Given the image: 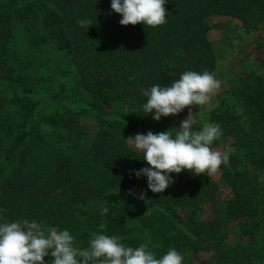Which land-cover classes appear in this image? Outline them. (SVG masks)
Segmentation results:
<instances>
[{
	"label": "trees",
	"instance_id": "16d2710c",
	"mask_svg": "<svg viewBox=\"0 0 264 264\" xmlns=\"http://www.w3.org/2000/svg\"><path fill=\"white\" fill-rule=\"evenodd\" d=\"M165 8L167 23L152 28L122 26L111 0H0V223L28 220L68 230L76 246L102 232L127 246L146 243L158 258L175 248L183 264H264V184L255 174L264 168V78L248 72L225 88L205 23L219 15L264 24V0H167ZM81 20L93 25L81 27ZM39 46L61 52L72 87L49 94L39 86L46 67L33 52ZM205 70L221 88L193 127L198 130L200 120L218 124L222 135L213 144L233 146L228 161L241 157L245 167L223 166L227 198L210 196L215 185L209 177L188 171L171 174L182 180L179 191L170 184L153 193L147 177L135 175L150 167L143 153L124 143L151 130L142 121L143 93L186 71ZM73 104L96 114V141L64 136L71 119L61 111ZM6 107L20 115L17 121L2 117ZM47 121L60 124L58 137L66 142L42 170L30 172V140L41 138L39 124ZM168 121H156L161 132L169 131ZM203 203L210 205L207 219L198 216ZM44 259L51 264V257Z\"/></svg>",
	"mask_w": 264,
	"mask_h": 264
},
{
	"label": "clouds",
	"instance_id": "9594fccd",
	"mask_svg": "<svg viewBox=\"0 0 264 264\" xmlns=\"http://www.w3.org/2000/svg\"><path fill=\"white\" fill-rule=\"evenodd\" d=\"M167 0H111V9L119 14L122 26L144 24L158 27L167 23ZM81 27H90L91 21H78ZM221 88L214 73L186 71L170 85H153L144 91L147 102L143 105L145 115L154 113L153 119L175 116L191 106H207L212 96ZM195 114L189 111L179 129L161 133L149 131L136 134L125 140L135 150L143 153V160L150 167L135 172L137 178L146 176L148 189L163 193L174 183L171 174L182 171L195 176L215 175L222 164H227L229 155L212 148L222 135L218 124L204 123L194 129ZM142 194L140 199H144ZM107 208L102 210L106 215ZM99 228H105L101 223ZM183 264L184 257L175 248L157 257L146 243L137 247L127 246L117 236L102 232L89 234L87 246H76L68 230L47 227L28 220L0 223V264Z\"/></svg>",
	"mask_w": 264,
	"mask_h": 264
},
{
	"label": "rangeland",
	"instance_id": "374dc122",
	"mask_svg": "<svg viewBox=\"0 0 264 264\" xmlns=\"http://www.w3.org/2000/svg\"><path fill=\"white\" fill-rule=\"evenodd\" d=\"M205 23L209 27L208 40L215 54L216 70L221 75L225 88L231 86L236 79L248 72H253L264 78L263 23L254 26L253 22L250 20L248 22H243L219 15H214L205 19ZM224 36L228 37V39H225ZM35 49L36 50L33 52L37 53L39 56L37 60H40L46 65L43 69L44 74L41 78H38V80L36 79L39 86L46 88V91H44L49 94L58 93L60 91V86H65L67 88L72 87L73 75L67 71L62 56H60L61 52L55 48V46H39ZM39 86L36 85V87ZM41 90L44 92L43 88ZM234 109L238 112L241 111L238 107ZM190 111L195 114V116L201 117L206 110L205 106H194ZM61 113L64 114L65 117H70L71 119L70 128L61 129L64 136L70 135L72 141L74 140V142L82 144L96 141L99 122L94 112L81 105L73 104L65 106ZM1 115H3L2 117L4 119L12 121H17L20 117L19 114L15 113L13 107H6ZM188 115L189 112L182 116H168L169 121L165 126H167L168 130H172L178 125L181 126V121L185 120ZM144 116V120L142 121L151 127V132L155 134L162 131L161 129L163 128L156 124V120L153 119L154 115L148 114ZM161 119H165V117H161ZM203 124L201 120L196 122L198 129L201 128ZM58 127L60 128V124L55 126L48 121L39 124V128L42 130L40 133L41 138L38 141L33 138L30 140L32 149L27 159L28 171L42 170V167L51 160V152L61 148V146L65 144L66 141L58 137ZM128 137L125 140H127ZM125 140L124 143L128 149L139 152L131 147ZM224 140H227V143H231L230 139L224 138ZM212 148L222 153H224L226 149V153L229 156L233 155L236 151L233 146H225L220 143L212 144ZM232 160L233 162L228 161L227 164H222L218 172L209 177L211 184L215 185L214 194L211 193L210 195L214 196L213 198H227V190L221 189L223 184V166L227 167V169L229 167H234L231 171L243 169L245 167L241 157L237 156L232 158ZM255 174L258 176V181L264 184V168L257 170ZM172 180L174 183L171 185H173L175 190L179 191L182 180L175 176L172 177ZM209 206V203H203L198 206L197 211L200 219H207L209 217L211 213ZM202 255L203 258L206 257L205 254Z\"/></svg>",
	"mask_w": 264,
	"mask_h": 264
}]
</instances>
